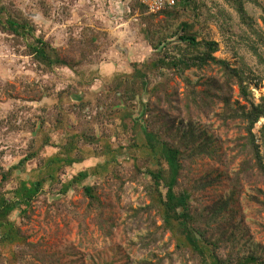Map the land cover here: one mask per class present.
Listing matches in <instances>:
<instances>
[{"label":"rangeland","instance_id":"obj_1","mask_svg":"<svg viewBox=\"0 0 264 264\" xmlns=\"http://www.w3.org/2000/svg\"><path fill=\"white\" fill-rule=\"evenodd\" d=\"M0 1L11 14L29 19L35 36L56 47L67 62L45 68L29 54L26 43L0 29V167L7 170L29 152H37L23 170H13L3 190L13 189L20 180H36L45 160L58 154L72 137L78 136L74 142L82 159L60 167L56 179L43 185L26 213L16 209L10 221L36 251L51 257L44 264H142L145 260L157 264L160 259V264H195L196 260H187L188 252L177 255L175 240L162 231L155 210H139L146 226L153 224L151 228L137 229L132 218V210L150 203L145 187L150 182L148 171L156 168L154 160L134 145L143 139L147 118H139L143 104L155 107L157 101L151 94L155 86L158 94L164 90L178 93L180 100L172 103L183 104V79L174 74H168L169 79L154 77L148 66L161 50L152 49L143 31L149 24H165L163 16L145 6L141 13L138 3L143 5L142 0ZM192 1L195 8H179L174 23H190L198 39L218 43L216 58L251 72L259 85L251 86L257 101L264 96V46L224 0ZM245 9L254 29L264 34V0L246 1ZM135 66L150 83L143 90L138 84L134 99H125L124 87L133 80ZM217 74L212 66L185 71L184 77L194 82ZM236 99L243 104L235 88L231 101ZM169 110L160 102L155 112L161 115ZM220 110L215 102L192 120L196 133H203L200 142H208L209 153L183 160L185 170L178 188L192 194L191 210L207 208L231 195V223L237 229L222 223L225 243L215 252L218 257L225 258L230 252L264 257V179L254 175L241 180L237 188L229 186L228 179L241 159L231 150L238 132L234 126L226 129L221 125L216 117ZM133 118L139 120L135 123ZM263 125L264 118L254 127L257 138ZM79 171H86L87 178L71 184ZM84 186L96 189L98 201L84 196ZM153 231L156 244L143 248L140 237ZM22 247L0 245V264H36L32 254L18 256L11 263L12 253L18 255Z\"/></svg>","mask_w":264,"mask_h":264},{"label":"trees","instance_id":"obj_2","mask_svg":"<svg viewBox=\"0 0 264 264\" xmlns=\"http://www.w3.org/2000/svg\"><path fill=\"white\" fill-rule=\"evenodd\" d=\"M224 1L234 8L241 23L246 25L264 46V34L254 29L253 20L245 9V2L251 0ZM138 8L141 9V13H144V5L138 3ZM179 8L186 10L195 8V5L192 0H177L175 5L166 7L157 13L163 16L165 24L159 26L149 24L143 31L145 39L152 49L158 52L161 50L158 53V58L148 65L153 76L169 79L168 74L171 77L174 74V76L180 77L184 81V93L183 104L178 106L172 103L174 100H180L178 93H168L164 90V93L158 94L159 88L155 86L151 92L157 101L154 103L155 107L151 108L150 105L144 106L143 104L144 110L139 116L141 119L147 115L143 139L140 144L133 143L146 158L154 160L156 168L148 171L150 182L145 187L150 203L143 209L132 210L133 222L136 223L137 229L151 228L153 224L147 227L139 210H155L161 218L162 231L169 232L175 240L177 255L184 256L185 252H188L187 260H196L195 264H264V257L254 252L243 255L238 253L233 255L230 252L225 258L215 254L225 243L223 240L225 231L222 223L225 226L232 224V227L237 229L231 223L233 211L231 195L226 199L217 200L207 208L191 210V204L194 203L192 194L186 189L179 191L178 188L182 171L185 170L183 160H191L200 154L209 153L206 150L209 146L208 142H200L203 133H196L192 120L197 119L199 114H205L215 102L221 105V110L216 113L221 125L226 129L234 126L238 132L231 150L235 153V157L241 159L238 168L228 179L229 186L237 188L241 180H249L254 175L264 179V154L262 153L264 125L259 129L260 143L254 133V127L264 118V96H260L255 101L251 91V86L258 87L259 85L253 82L251 72L245 68L236 67L224 59L215 57L219 48L216 41L198 39L197 34L191 31L192 25L186 21L175 24ZM0 29L26 43L29 54L45 68L51 69L67 65V62L59 56L56 47L42 37L35 36V27L29 19L20 13L11 14L1 1ZM253 51L258 56L255 47H253ZM212 66L216 68L218 74L207 80L193 82L184 77L185 71L191 69L201 71ZM132 76L133 80L124 87L125 99H134L140 85L143 90L147 83H150L137 66H135ZM138 84L140 85L137 86ZM165 85L166 82H164ZM198 86H201L202 89L197 90ZM235 88L237 97L243 101V104H240L238 99L231 101ZM160 102L167 104L169 112L161 115L155 112L159 108ZM170 112H174L175 115H170ZM128 115L130 116V114ZM139 118L132 120L136 123ZM178 119L181 121L176 123ZM77 138L78 136L72 137L63 145L58 154L56 153L50 160H45L39 169V172L41 169L43 172L37 175L36 180H20L9 191L3 190V187L10 179L13 170L18 168L23 170L25 162L35 158L37 152H29L7 170L0 167V245H23L20 255L12 253L11 263H15L18 256L24 258V255L27 254H32V257L37 260L36 264H40V262L44 264L45 260L51 258L36 251L35 245L26 241V236L22 234L15 223L10 221L9 217L16 209L20 213H26L43 185L56 179V172L60 167L64 164L72 165L82 161L76 152L78 145L74 140ZM211 155L210 153L208 156ZM86 178V171H79L70 182L74 185ZM206 182L210 184V181ZM82 192L92 202L98 201L96 189L93 186H84ZM262 205L264 206V202ZM157 239V234L153 231L140 237L139 242L143 248L147 249L151 245L154 246ZM160 261L161 259L157 264H160ZM141 263L156 264L150 260Z\"/></svg>","mask_w":264,"mask_h":264},{"label":"built area","instance_id":"obj_3","mask_svg":"<svg viewBox=\"0 0 264 264\" xmlns=\"http://www.w3.org/2000/svg\"><path fill=\"white\" fill-rule=\"evenodd\" d=\"M177 0H142L143 5L151 13H158L166 7L175 5Z\"/></svg>","mask_w":264,"mask_h":264},{"label":"water","instance_id":"obj_4","mask_svg":"<svg viewBox=\"0 0 264 264\" xmlns=\"http://www.w3.org/2000/svg\"><path fill=\"white\" fill-rule=\"evenodd\" d=\"M197 237L199 238V235H197Z\"/></svg>","mask_w":264,"mask_h":264}]
</instances>
